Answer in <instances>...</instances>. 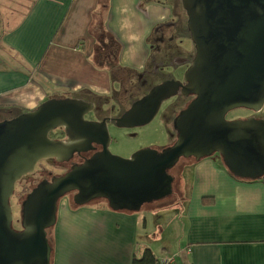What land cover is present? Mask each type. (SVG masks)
<instances>
[{
	"label": "water",
	"instance_id": "water-1",
	"mask_svg": "<svg viewBox=\"0 0 264 264\" xmlns=\"http://www.w3.org/2000/svg\"><path fill=\"white\" fill-rule=\"evenodd\" d=\"M182 2L197 49L187 83L155 85L111 118L119 127L148 124L181 85L196 97L173 120V144L113 153L106 120H87L95 104L82 97H51L0 120V264H52L49 230L72 192L77 205L103 198L113 210L140 211L173 193L170 170L182 157L214 154L236 177L264 176V119L226 118L236 108L264 107V0ZM93 141L103 150L82 156L97 148Z\"/></svg>",
	"mask_w": 264,
	"mask_h": 264
},
{
	"label": "crops",
	"instance_id": "crops-1",
	"mask_svg": "<svg viewBox=\"0 0 264 264\" xmlns=\"http://www.w3.org/2000/svg\"><path fill=\"white\" fill-rule=\"evenodd\" d=\"M100 9L99 0H0V120L51 97L120 90L115 74L95 62L91 28ZM171 16L157 1L109 0L105 24L130 78L148 64L152 30ZM180 172L188 193L156 226L151 206L116 211L66 197L52 228V264H132L146 247L176 264H264V179H239L217 156L187 158Z\"/></svg>",
	"mask_w": 264,
	"mask_h": 264
},
{
	"label": "flooded vegetation",
	"instance_id": "flooded-vegetation-1",
	"mask_svg": "<svg viewBox=\"0 0 264 264\" xmlns=\"http://www.w3.org/2000/svg\"><path fill=\"white\" fill-rule=\"evenodd\" d=\"M153 1L170 5L172 7V16L165 22L159 23L153 29L151 36L149 37L151 55L147 66L142 71L136 72L132 78H130V76L126 78V81H131L132 83L137 79L139 82L137 85L138 88H136V90H138L137 93H133L131 91L132 86L127 85L125 83V79L115 75L116 80L119 81L118 87L120 90L116 91V93L110 97H90L83 95L86 100L94 102L95 104L94 109L87 113L85 118L87 120L100 123L105 119L107 122L109 135L111 137V140L108 144L109 149L112 141L111 131L113 126L116 125L115 119L111 118L119 117L125 110L129 108L128 107L127 109H124L127 103L131 102L132 105L135 100L143 97L155 85L161 84L167 80L171 81L172 79H174V81L179 80L182 83V86L186 84L187 82L184 81V73L192 64V60L195 58L197 53L195 43L192 41L191 33L188 28V14L183 7L182 0ZM185 41H188L190 45L186 46ZM134 84H137V82L135 81ZM182 86L179 85L177 94L162 102L158 111V113L162 111L168 120L171 118L169 114L174 113L175 115L171 120L172 123L180 111L185 109L188 104L196 97V94L184 95L183 92L181 93L183 89ZM125 99H127V102ZM236 109L227 113L226 118L228 120L246 119L250 116L264 119V107L259 111L242 107V109L249 111L246 116L235 115L228 117V115L233 113V111ZM176 134L177 131L175 129L172 130L171 137L173 139V143L177 138ZM92 146L97 148L81 150L79 153L86 158H90L94 153L103 150V143H97L93 141ZM70 194L74 195V192Z\"/></svg>",
	"mask_w": 264,
	"mask_h": 264
},
{
	"label": "rangeland",
	"instance_id": "rangeland-1",
	"mask_svg": "<svg viewBox=\"0 0 264 264\" xmlns=\"http://www.w3.org/2000/svg\"><path fill=\"white\" fill-rule=\"evenodd\" d=\"M0 12V17L1 13ZM6 13V12H5ZM153 31V30H152ZM186 46L190 45L188 41H185ZM116 76H121L122 79H125V83L127 85H131V91L133 93H137L138 90V81L135 80L137 84L132 83L131 81H126L128 73L126 74L124 71H116L114 73ZM122 74V75H121ZM114 75V76H115ZM130 76V75H129ZM119 88V87H118ZM127 102V99H125ZM131 102L127 103L124 107V109H127L130 107ZM248 110L246 109H236L233 111V113H230L228 117H232L235 115H247ZM174 113H170L169 116L171 117L169 120L166 118V116L163 114L162 111H160L156 117L148 124L141 125V126H135L132 128L128 127H119L114 125L113 129L111 131L112 141L110 145V150L118 155H121L123 157H129L134 152L138 151L139 149L146 148V147H157V148H163L173 143V139L171 137V132L174 130L173 123L171 122L172 118L174 117ZM10 118L13 117V115L9 116ZM5 117V118H9ZM4 118V119H5ZM213 156L219 157L218 154H214ZM188 159H194V158H188ZM187 158L182 157L177 165L175 167L171 168L170 173L172 175H175V181H174V190L173 193L163 199L156 200L151 203L145 204L146 206H151V210L156 211V215L153 220V224L157 225V220L159 221H170V216H174L176 212H178L180 209L179 207L182 206V198H184L185 194L188 193L189 185L182 186L180 184L179 175L180 172V166L184 165ZM71 202H74V195L68 194L66 196ZM66 197L61 200L60 206L65 205L66 203ZM97 202H105L108 204L107 200L103 198H98L93 200L91 203H97ZM94 205V204H93ZM143 205V207L145 206ZM145 206V207H146ZM145 209V208H144ZM169 216V218H168ZM175 220V219H174ZM171 229V228H170ZM172 232V231H171ZM170 231L166 234H170ZM52 236V228L49 230V238ZM164 238V235H163Z\"/></svg>",
	"mask_w": 264,
	"mask_h": 264
},
{
	"label": "trees",
	"instance_id": "trees-1",
	"mask_svg": "<svg viewBox=\"0 0 264 264\" xmlns=\"http://www.w3.org/2000/svg\"><path fill=\"white\" fill-rule=\"evenodd\" d=\"M99 4L101 5V9L95 13L91 28V34L97 39L95 62L98 66L108 68L113 73L116 71L128 73L130 69L124 68L120 63L121 45L114 35L109 32L105 24L109 0H99ZM130 72L132 74V71ZM260 179H264V176ZM50 240L53 245L52 236ZM158 261L159 258L156 257L152 249L146 247L140 256L134 257L132 264H158Z\"/></svg>",
	"mask_w": 264,
	"mask_h": 264
},
{
	"label": "built area",
	"instance_id": "built-area-1",
	"mask_svg": "<svg viewBox=\"0 0 264 264\" xmlns=\"http://www.w3.org/2000/svg\"><path fill=\"white\" fill-rule=\"evenodd\" d=\"M158 264H176L174 255H165L159 258Z\"/></svg>",
	"mask_w": 264,
	"mask_h": 264
}]
</instances>
